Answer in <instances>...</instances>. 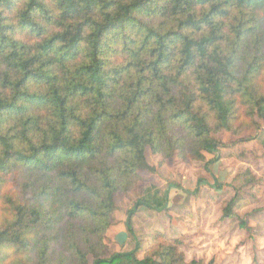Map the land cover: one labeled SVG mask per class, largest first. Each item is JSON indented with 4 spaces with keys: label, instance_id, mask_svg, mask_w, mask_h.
<instances>
[{
    "label": "trees",
    "instance_id": "trees-1",
    "mask_svg": "<svg viewBox=\"0 0 264 264\" xmlns=\"http://www.w3.org/2000/svg\"><path fill=\"white\" fill-rule=\"evenodd\" d=\"M260 122L264 0H0V264H202L158 232L105 256L114 196L147 148L209 165Z\"/></svg>",
    "mask_w": 264,
    "mask_h": 264
},
{
    "label": "rangeland",
    "instance_id": "rangeland-1",
    "mask_svg": "<svg viewBox=\"0 0 264 264\" xmlns=\"http://www.w3.org/2000/svg\"><path fill=\"white\" fill-rule=\"evenodd\" d=\"M260 125L256 134L216 135L223 146L219 160L209 165L213 156L205 152L200 159L165 160L147 148L145 157L154 171H140L129 192L114 196L105 256L129 252L138 244L136 255L142 258L151 245V233L158 232L164 241L179 243L187 263L264 264V122ZM239 138L241 142H235ZM247 171L253 178L249 181ZM149 189H169L166 209L138 207L131 236L125 227L127 213ZM236 196L245 206L226 215V206ZM88 261L91 264V257Z\"/></svg>",
    "mask_w": 264,
    "mask_h": 264
}]
</instances>
